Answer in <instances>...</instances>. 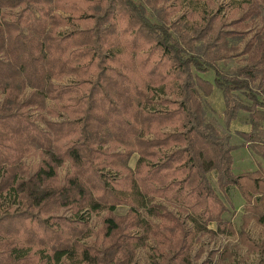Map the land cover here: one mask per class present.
<instances>
[{"label":"trees","instance_id":"1","mask_svg":"<svg viewBox=\"0 0 264 264\" xmlns=\"http://www.w3.org/2000/svg\"><path fill=\"white\" fill-rule=\"evenodd\" d=\"M211 115L247 127L243 146ZM66 162L74 173L56 185ZM156 195L185 206L194 238L249 244L245 226L264 227V0H0V264H129L134 246L164 235L139 213L162 215ZM128 203L133 226L107 218L106 245L140 226L136 245L78 246L92 214ZM72 210L86 211L85 233L68 225Z\"/></svg>","mask_w":264,"mask_h":264},{"label":"rangeland","instance_id":"2","mask_svg":"<svg viewBox=\"0 0 264 264\" xmlns=\"http://www.w3.org/2000/svg\"><path fill=\"white\" fill-rule=\"evenodd\" d=\"M187 4H189L187 2ZM189 7V5L185 6V9L182 7L179 8L178 11L173 12L175 13V17H180L185 11L186 8ZM203 5H200L199 8H202ZM215 8L214 4H210V7L208 10H212ZM182 10V11H181ZM233 17V16H232ZM236 66V63L233 62L231 66ZM213 105L217 109L218 113H222L223 106L220 104L222 101L219 97V95H215L213 98ZM37 115L47 116L44 112H38ZM212 117L216 118L218 125H221L225 131L226 134L234 136L232 143L235 145H242L243 146V139L237 135L238 130H247V127L242 126L239 122H234L230 128H226L225 124L227 123L226 119H222L224 117H220L219 115H211ZM49 120H54L55 118L48 117ZM42 128H45V124H40ZM246 145V144H245ZM34 153V152H33ZM33 153L28 157L26 160V166L28 167V170L30 173H35L37 171V167L39 166V163L42 160V154L40 152ZM249 152L246 151V149L238 150L236 157L239 159L240 157H243L244 160H248ZM250 155V154H249ZM255 161V160H254ZM257 163L261 162V160H256ZM135 159L132 161V165L134 164ZM257 168L254 167L255 170ZM74 170L69 162H66L62 167L58 170V176L56 185L63 184L71 175H73ZM212 178H214V182L216 183V178L214 174H212ZM51 186V184H48ZM216 192H218L221 197L225 200V196L222 195V191L218 188V185H214ZM190 190V189H189ZM170 197L172 195H169ZM232 196V195H230ZM233 202L235 203V209L237 218L241 215H245L246 212L243 208V202L238 197L233 196ZM165 199V200H164ZM168 197L165 196H157L154 200V203L152 205L159 206L155 209L159 210L162 215L159 217H156L155 215H150L146 210L139 209V213L141 215V218L147 220L149 223H151V228H156V234L163 233L164 235L162 238H160L159 242L157 241V237L154 236L155 239H151L150 241L148 239L146 246H140L138 249L134 246L131 252V263L129 264H264V251H258V249L255 247L256 245L263 246V239H264V227L259 225L256 221H251L248 223V225L245 226V231L247 232V236H244V238H248L251 241H249V244H246L244 241H240V239L235 235H227V234H221L216 235L215 233L212 234H204V235H197L196 238H194V234L191 235L192 226L190 224V220L187 219V214L184 211V205L179 201H171L169 199L167 201ZM137 207L135 205H132L131 203L123 204L121 207H119L116 211V214H109L108 212H103L100 214H90V219L88 220L89 224V239L87 237L80 236L79 237V244L78 246L85 245L86 247L93 248L97 252L107 253L112 250L113 247H128L130 244L136 245L138 240L136 238L143 237L145 232L142 227H131L129 230L125 231L122 236L121 242H115L112 245H106L111 240H107L105 238V230H104V224L105 220L109 217H114L116 220L118 218H122L120 220V223L122 224L124 218L126 219L125 226L132 225V221L129 217V214L133 212L134 209ZM147 209V208H146ZM64 212V210L61 211V213ZM86 211H71L69 213H66L65 218H69L71 221L68 223V225L73 226L72 230L75 228L78 231L84 230L82 229L78 221V217L82 214H85ZM161 216H167L166 221L162 219ZM137 221V220H136ZM240 224H245L240 220ZM247 224V223H246ZM61 226L64 227V224ZM133 226V225H132ZM80 228V229H78ZM209 228L212 230H216L217 225L215 222L209 224ZM85 233V230L83 231ZM191 237H193V240H191ZM250 237V238H249ZM179 238H183L184 241L187 240V244L189 245L188 251L183 252L182 247L180 248L179 252H176L178 247H175L174 243ZM128 242V243H124ZM248 242V241H247ZM166 244V245H164ZM110 246L109 250H106ZM169 247V250H168ZM174 251V255H170L167 259V261H164V255H167L166 252ZM35 253V251H34ZM122 251H119L118 256H120ZM173 253V252H172ZM179 255H184L183 260L182 256L181 259L179 258ZM188 256L189 261H185L184 258ZM32 258L35 260H38V258L34 257L32 255ZM177 258V260H176ZM160 259H163L160 261ZM176 260V261H175ZM175 261V262H174ZM236 261V263H233ZM27 264H38V262L30 261ZM43 264V263H42Z\"/></svg>","mask_w":264,"mask_h":264}]
</instances>
